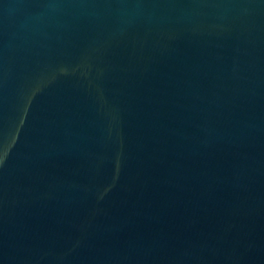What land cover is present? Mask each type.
Segmentation results:
<instances>
[{
    "label": "water",
    "instance_id": "95a60500",
    "mask_svg": "<svg viewBox=\"0 0 264 264\" xmlns=\"http://www.w3.org/2000/svg\"><path fill=\"white\" fill-rule=\"evenodd\" d=\"M0 264H264V0H0Z\"/></svg>",
    "mask_w": 264,
    "mask_h": 264
}]
</instances>
